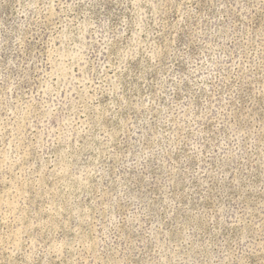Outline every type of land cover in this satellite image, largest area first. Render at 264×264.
Returning a JSON list of instances; mask_svg holds the SVG:
<instances>
[{
    "label": "rangeland",
    "instance_id": "obj_1",
    "mask_svg": "<svg viewBox=\"0 0 264 264\" xmlns=\"http://www.w3.org/2000/svg\"><path fill=\"white\" fill-rule=\"evenodd\" d=\"M0 264H264V0H0Z\"/></svg>",
    "mask_w": 264,
    "mask_h": 264
}]
</instances>
